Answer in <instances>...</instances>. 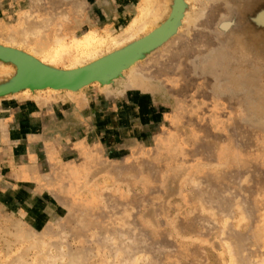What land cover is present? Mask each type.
<instances>
[{
    "label": "rangeland",
    "instance_id": "374dc122",
    "mask_svg": "<svg viewBox=\"0 0 264 264\" xmlns=\"http://www.w3.org/2000/svg\"><path fill=\"white\" fill-rule=\"evenodd\" d=\"M0 264H264V0H0Z\"/></svg>",
    "mask_w": 264,
    "mask_h": 264
},
{
    "label": "water",
    "instance_id": "95a60500",
    "mask_svg": "<svg viewBox=\"0 0 264 264\" xmlns=\"http://www.w3.org/2000/svg\"><path fill=\"white\" fill-rule=\"evenodd\" d=\"M121 58H119V59H115V58H111V59H107V61L109 62H111V63H115V62H117V61H119ZM105 61V60H104ZM101 62H103V61H101ZM33 68V67H32ZM35 70H40V71H49V72H55V71H51V70H46V69H43V68H36L35 67ZM109 70V69H108ZM105 71H107V70H104V71H102V72H105ZM101 72V71H100ZM101 72V73H102ZM98 74H100V73H96V75L94 76V77H90V78H88V80L89 79H93V78H95ZM31 77H32V75H31ZM30 80H34L35 82H38L39 84H42V85H45V86H53V87H67V86H72V85H79V84H83V83H86V82H88V81H84V82H69V83H53V84H48V83H46L47 81H42V80H40V79H37V78H34V77H32V78H26V81H30Z\"/></svg>",
    "mask_w": 264,
    "mask_h": 264
},
{
    "label": "bare ground",
    "instance_id": "6f19581e",
    "mask_svg": "<svg viewBox=\"0 0 264 264\" xmlns=\"http://www.w3.org/2000/svg\"><path fill=\"white\" fill-rule=\"evenodd\" d=\"M35 78H37V79H40V78L45 79V78H49V76H45V74L38 73V72L35 71Z\"/></svg>",
    "mask_w": 264,
    "mask_h": 264
}]
</instances>
